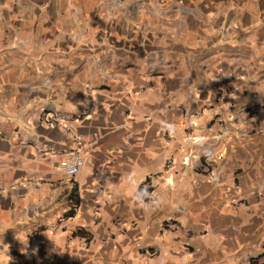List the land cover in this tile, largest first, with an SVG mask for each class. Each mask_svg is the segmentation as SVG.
<instances>
[{
	"label": "crops",
	"instance_id": "0c3cea01",
	"mask_svg": "<svg viewBox=\"0 0 264 264\" xmlns=\"http://www.w3.org/2000/svg\"><path fill=\"white\" fill-rule=\"evenodd\" d=\"M0 264H264V0H0Z\"/></svg>",
	"mask_w": 264,
	"mask_h": 264
},
{
	"label": "built area",
	"instance_id": "2783aa9c",
	"mask_svg": "<svg viewBox=\"0 0 264 264\" xmlns=\"http://www.w3.org/2000/svg\"><path fill=\"white\" fill-rule=\"evenodd\" d=\"M88 92L90 104L83 111L74 114L65 113L56 109L46 111L41 115L40 122L47 126H60L69 132H73L74 122L92 112L94 98L90 89H88ZM84 165L85 158L79 148L66 150L61 153L60 167L68 177H75L80 173Z\"/></svg>",
	"mask_w": 264,
	"mask_h": 264
}]
</instances>
